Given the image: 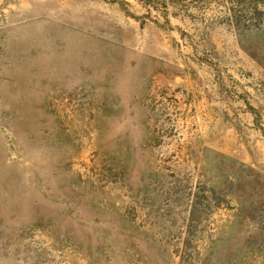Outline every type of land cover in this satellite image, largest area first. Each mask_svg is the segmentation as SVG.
<instances>
[{
  "label": "rangeland",
  "instance_id": "obj_1",
  "mask_svg": "<svg viewBox=\"0 0 264 264\" xmlns=\"http://www.w3.org/2000/svg\"><path fill=\"white\" fill-rule=\"evenodd\" d=\"M261 127L264 0H0V264H264Z\"/></svg>",
  "mask_w": 264,
  "mask_h": 264
},
{
  "label": "trees",
  "instance_id": "obj_2",
  "mask_svg": "<svg viewBox=\"0 0 264 264\" xmlns=\"http://www.w3.org/2000/svg\"><path fill=\"white\" fill-rule=\"evenodd\" d=\"M180 34H182V33H180ZM250 108H251L252 112L255 113V109L252 108V107H250ZM261 130H262V132H264V128L263 127H261Z\"/></svg>",
  "mask_w": 264,
  "mask_h": 264
}]
</instances>
